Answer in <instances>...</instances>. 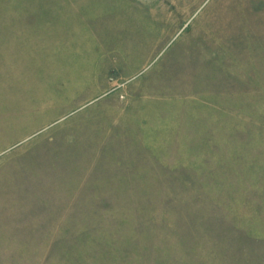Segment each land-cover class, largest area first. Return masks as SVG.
<instances>
[{
    "label": "rangeland",
    "instance_id": "obj_1",
    "mask_svg": "<svg viewBox=\"0 0 264 264\" xmlns=\"http://www.w3.org/2000/svg\"><path fill=\"white\" fill-rule=\"evenodd\" d=\"M0 264H264V0H0Z\"/></svg>",
    "mask_w": 264,
    "mask_h": 264
}]
</instances>
